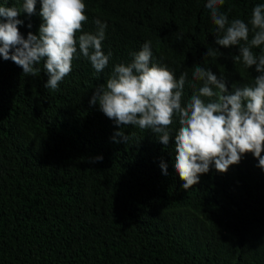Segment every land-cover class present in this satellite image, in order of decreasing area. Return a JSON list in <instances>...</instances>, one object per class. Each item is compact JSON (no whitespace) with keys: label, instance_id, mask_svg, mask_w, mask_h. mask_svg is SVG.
<instances>
[{"label":"trees","instance_id":"16d2710c","mask_svg":"<svg viewBox=\"0 0 264 264\" xmlns=\"http://www.w3.org/2000/svg\"><path fill=\"white\" fill-rule=\"evenodd\" d=\"M84 2L83 32L94 33L96 19L107 24L102 50L111 56L102 72L78 49L71 72L46 89L44 61L30 76L0 54V264H264V169L251 152L227 172L213 163L185 189L175 169V117L165 146L89 103L147 41L152 63L177 80L187 73L182 102L203 85L195 65L222 75L230 91L252 83L255 66L234 63L238 45L215 43L207 0ZM257 4L264 0H225L220 11L247 23ZM41 7L37 0L31 16L18 17L25 37L39 34ZM208 48L214 58H205ZM121 129L127 143L113 139Z\"/></svg>","mask_w":264,"mask_h":264},{"label":"clouds","instance_id":"9594fccd","mask_svg":"<svg viewBox=\"0 0 264 264\" xmlns=\"http://www.w3.org/2000/svg\"><path fill=\"white\" fill-rule=\"evenodd\" d=\"M40 2L39 34L28 32L26 37L18 27L24 21L18 17L22 13L31 16L37 0H23L21 7L0 5L3 58L12 60L22 67L23 74L30 76H37L40 70L36 65L44 61L48 79L43 87L52 90L71 72L78 49L97 73L102 72L111 56L102 50L107 24L96 19V31L83 32V22L88 19L84 0ZM224 3L225 0H207L205 5L216 26L215 43L239 46V55L232 59L235 64L242 61L247 68L255 66L259 75L252 83L232 85L230 91L222 75L218 77L212 70L195 65L193 78L203 81V85L187 102H182L187 73H181L177 80L166 66L152 63L151 41H147L141 50L131 54L130 63L114 67L106 83L95 89L89 101L93 106L98 102L100 110L118 125L151 130L165 146L172 136L169 126L175 117L179 124L175 133V169L185 181V189L197 184L200 175L207 173L213 163L217 171L227 172L249 152L258 159L257 166L264 169V48L259 55L253 51L264 45V4L254 6L246 23L239 18L230 21L220 11ZM207 57L214 58L215 50L208 48ZM117 137L125 143L129 140L123 129L113 137L119 143ZM161 167L167 174V165Z\"/></svg>","mask_w":264,"mask_h":264}]
</instances>
